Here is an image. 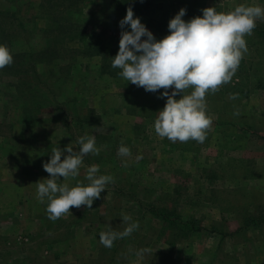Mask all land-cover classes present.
Here are the masks:
<instances>
[{"label": "rangeland", "instance_id": "374dc122", "mask_svg": "<svg viewBox=\"0 0 264 264\" xmlns=\"http://www.w3.org/2000/svg\"><path fill=\"white\" fill-rule=\"evenodd\" d=\"M128 1L0 0V11L24 25L5 23L17 31L12 50H49L25 83L0 70V264H264V38L245 36L236 73L206 95L212 124L203 143L158 137L164 89L146 92L111 66L129 7L159 41L182 8L187 22L206 8H264V0H147L141 11ZM53 13L70 30H54ZM86 134L95 135L99 154L84 157L78 177L59 182L87 185L93 164L114 182L91 209L72 207L53 222L35 183L50 178L43 164L53 148L78 151ZM121 144L130 156H118ZM150 206L175 209L203 230L173 237ZM124 215L139 228L104 247L99 234L109 226L123 232ZM145 248L151 252L139 257Z\"/></svg>", "mask_w": 264, "mask_h": 264}, {"label": "clouds", "instance_id": "9594fccd", "mask_svg": "<svg viewBox=\"0 0 264 264\" xmlns=\"http://www.w3.org/2000/svg\"><path fill=\"white\" fill-rule=\"evenodd\" d=\"M185 14L186 9H180L168 23L170 34L157 41L140 18H134L129 7L126 16L119 21L122 30L119 51L111 59V66L120 69V77L146 92L164 89L158 98L166 97V104L154 121L158 137L173 143L189 140L203 143L212 124L206 114V95L215 93L219 86L232 79L248 51L244 37L251 36L256 21L264 18V8L238 5L227 13L206 8L202 10V18L187 22L182 19ZM126 26L130 31L124 30ZM12 63L10 49L0 44V69ZM189 89L190 94H185ZM178 95L179 100L175 99ZM77 143L78 151H74L71 144L64 150L53 148L49 162L43 164L50 178L35 183L36 198L40 203L47 201L46 212L53 222L69 214L72 207L84 205L91 209L94 200L114 182L111 175L99 174L100 168L95 164L86 169L87 185L77 182L70 187L68 183L59 182L60 177L64 181L78 177L84 157L99 154L95 135L86 134ZM117 154L128 157L131 151L121 144ZM122 221L127 224L123 232L109 226L99 234V242L104 247L111 248L117 239L128 237L139 228V222H132L130 216L124 215ZM150 252L151 249L145 248L137 255L142 258Z\"/></svg>", "mask_w": 264, "mask_h": 264}, {"label": "trees", "instance_id": "16d2710c", "mask_svg": "<svg viewBox=\"0 0 264 264\" xmlns=\"http://www.w3.org/2000/svg\"><path fill=\"white\" fill-rule=\"evenodd\" d=\"M70 1L72 3H76L75 0H66ZM129 4H135V2H140L141 7L139 5H134L136 10L141 11L144 9L147 5V0H129ZM60 14V13H59ZM52 16V25L54 26V30H58L60 33H66V30L69 29V25L61 21V15H56L53 13ZM59 17V19H58ZM15 22V25L12 26V28H15L16 30L20 28H24V25L22 22L18 21L13 13L9 12H1L0 11V44L6 45L13 55V63L10 66H6L2 70L3 72L10 73L11 75L18 77L19 81L25 83L26 82V76L32 72L36 74V66L35 63L38 61V59H41L44 55L49 54V50H40V51H34L30 53H20L15 52L12 50V42L14 38V34L17 32H11L9 33L8 29H6L5 23H11ZM17 23V24H16ZM64 23V25H63ZM253 33L256 34L259 38H264V25H258L256 24L255 29L253 30ZM26 56V58H25ZM148 212L155 216L157 220L162 222L163 224H166V227L168 228L170 235L176 238L185 237L187 238L190 234H193L194 232H201L203 229H201L198 226V221L193 218H187L184 219L181 217L180 214L175 209H165L160 208L157 209L156 207L150 206L148 207ZM168 243L170 241H167ZM172 243H169L171 245Z\"/></svg>", "mask_w": 264, "mask_h": 264}]
</instances>
